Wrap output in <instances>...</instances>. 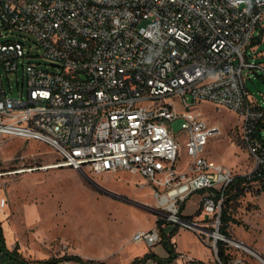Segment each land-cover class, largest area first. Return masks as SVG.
Listing matches in <instances>:
<instances>
[{"label": "built area", "instance_id": "built-area-1", "mask_svg": "<svg viewBox=\"0 0 264 264\" xmlns=\"http://www.w3.org/2000/svg\"><path fill=\"white\" fill-rule=\"evenodd\" d=\"M262 40L264 0H0V135L46 143L61 156L55 165L86 177L125 170L146 178L156 203L141 204L156 223L133 241L161 243L162 220L165 230L188 228L209 244V264H256L251 245L230 225L222 230L237 174L206 155L222 130L198 106L233 110L236 140L255 163L248 173L264 169V101L247 87L264 75L248 50ZM198 192L200 212L185 214Z\"/></svg>", "mask_w": 264, "mask_h": 264}, {"label": "rangeland", "instance_id": "rangeland-1", "mask_svg": "<svg viewBox=\"0 0 264 264\" xmlns=\"http://www.w3.org/2000/svg\"><path fill=\"white\" fill-rule=\"evenodd\" d=\"M252 49V46L248 47L251 55L264 62V40L257 44L255 51ZM260 73H254L247 79V87L255 98L264 101V77ZM18 77L22 78V71ZM5 84L8 90L11 84L13 94L17 93L16 74H10L9 80L5 76ZM198 109L211 124L222 130V134L209 142L206 155L227 165L236 174L250 172L255 165L254 160L236 140L241 122L239 116L230 108L213 102L200 103ZM181 127L182 119L172 122L174 132H179ZM58 161H61V156L46 143L33 138L0 135V220L9 245L18 243L20 250L33 259L79 255L87 260L80 250L90 256H107L124 244L137 250L121 251L115 257L112 255V259L116 264L129 263L128 254L141 252L138 249L143 246L142 242H132L135 231L151 228L156 223V215L140 205L154 206L156 203L147 179L125 170L93 174V179L120 193L113 195L96 187L88 177L72 167L43 168ZM30 167L36 168L25 170ZM254 186L230 210L235 218L230 229L235 236L264 254V191L258 195L256 192L260 186ZM201 195L200 192L195 193L187 200V215L200 212L196 210ZM4 199L5 204L2 203ZM180 229L185 236L188 232L195 234L188 228ZM181 251H191L199 256L208 252ZM93 260L115 264L103 259ZM183 262L205 264L187 261L183 257L164 264ZM255 262L264 264L258 258ZM155 263L158 261L148 260L140 264Z\"/></svg>", "mask_w": 264, "mask_h": 264}, {"label": "trees", "instance_id": "trees-1", "mask_svg": "<svg viewBox=\"0 0 264 264\" xmlns=\"http://www.w3.org/2000/svg\"><path fill=\"white\" fill-rule=\"evenodd\" d=\"M261 75V74H260ZM264 77V75H261ZM264 125V124H263ZM264 140V137H262ZM258 184L260 186L257 189V194L261 195L264 191V169H256L252 173L246 174H237L234 183L228 190L227 196L224 201L223 211L221 215L222 221V230L227 231L228 226L232 221H235V218L232 217L230 210L232 207L238 203V201L243 197L246 192L250 189L251 186ZM255 187V186H254ZM185 204L182 205V209L184 210ZM158 225L161 226L162 231V243L164 247L167 249L168 257L161 258L156 252L151 251L146 253L143 257L136 258L130 264H137L144 262L150 258L155 259L158 261V264H164V262L169 261L172 262L173 260L177 259L180 253L176 250V244L173 242L172 237L179 231L180 227L175 226L171 232L168 234L165 228L162 227V220H158ZM219 253L221 256L225 258L229 257L226 254L225 248L221 245ZM64 258H74L84 260L79 255H71V256H64V257H51V258H42V259H33L27 257L21 250L20 246L17 243L15 246L9 245L5 231L3 222L0 220V264H57ZM94 261V260H91Z\"/></svg>", "mask_w": 264, "mask_h": 264}, {"label": "crops", "instance_id": "crops-1", "mask_svg": "<svg viewBox=\"0 0 264 264\" xmlns=\"http://www.w3.org/2000/svg\"><path fill=\"white\" fill-rule=\"evenodd\" d=\"M185 208H186V203H185ZM185 208H184V213L187 214L185 212ZM174 227L172 225L167 226L166 227V231L169 234L171 232V230ZM179 229V231L172 237L173 242H175L176 244V250L180 253L179 257L175 260H181V257L186 258L187 261H193V262H201V263H205V264H209L210 260H212L213 258V251L211 246L209 244H206L204 242H202L199 237L197 236V234L188 232V236H185V233L183 234V230ZM137 231V230H136ZM135 231V232H136ZM132 242L133 241V236L131 238ZM135 243V242H134ZM142 248L138 249V250H142L141 252L138 253H130L128 254V259L127 261L129 263H124V264H130L132 263L137 257H143L146 253H149L151 251L156 252L161 258H167L168 257V252L167 249L164 247L163 243H158L152 247L147 246L145 243H142ZM124 250H137L135 249V247H130L129 245L126 246L124 244H121L118 248L114 249L111 253L113 255V257H115L117 254H120L121 251ZM161 250V251H159ZM181 250H208V252H206L204 255L199 256V255H194L191 251H188V253H184ZM85 257H87V259H103L106 261H110L112 263L116 264V261L114 259H112V255H99V256H90L87 255L83 250H80ZM149 261H155V259L150 258L148 259ZM148 260L144 261L147 262ZM124 261V262H127ZM143 263V262H141ZM140 264V263H137ZM156 264V263H155ZM182 264H185L184 262Z\"/></svg>", "mask_w": 264, "mask_h": 264}, {"label": "bare ground", "instance_id": "bare-ground-1", "mask_svg": "<svg viewBox=\"0 0 264 264\" xmlns=\"http://www.w3.org/2000/svg\"><path fill=\"white\" fill-rule=\"evenodd\" d=\"M52 167H58V165H55V164H47L46 166H44L43 168H52ZM91 182L96 186V187H98L99 189H102V190H104V191H106V192H109V193H111V194H113V195H117V194H120L119 192H117V191H115V190H112V189H110V188H108V187H106V186H104L103 184H101V183H99L98 181H96L95 179H92L91 180ZM119 197H121L120 195H119ZM129 200V199H128ZM141 205V204H140ZM251 245V244H250ZM251 248H252V252L262 261V262H264V254L262 253V251L261 250H259L258 248H256V247H253L252 245H251Z\"/></svg>", "mask_w": 264, "mask_h": 264}, {"label": "water", "instance_id": "water-1", "mask_svg": "<svg viewBox=\"0 0 264 264\" xmlns=\"http://www.w3.org/2000/svg\"><path fill=\"white\" fill-rule=\"evenodd\" d=\"M93 178L88 177V180L91 182ZM145 209L149 210L150 212H152L153 214H155V211L151 208L148 207L147 205L141 204Z\"/></svg>", "mask_w": 264, "mask_h": 264}]
</instances>
